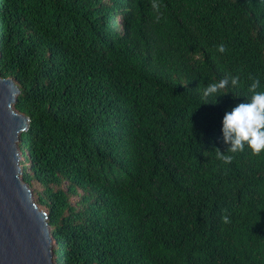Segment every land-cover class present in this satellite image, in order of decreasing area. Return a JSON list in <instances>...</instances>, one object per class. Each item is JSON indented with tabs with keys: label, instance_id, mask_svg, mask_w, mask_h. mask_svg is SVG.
I'll return each instance as SVG.
<instances>
[{
	"label": "trees",
	"instance_id": "1",
	"mask_svg": "<svg viewBox=\"0 0 264 264\" xmlns=\"http://www.w3.org/2000/svg\"><path fill=\"white\" fill-rule=\"evenodd\" d=\"M157 2L0 0L20 177L55 264H264V151L222 136L253 79L264 91V0Z\"/></svg>",
	"mask_w": 264,
	"mask_h": 264
},
{
	"label": "water",
	"instance_id": "2",
	"mask_svg": "<svg viewBox=\"0 0 264 264\" xmlns=\"http://www.w3.org/2000/svg\"><path fill=\"white\" fill-rule=\"evenodd\" d=\"M19 93L11 77L0 76V264H55L46 211L20 177L16 143L29 117L13 107Z\"/></svg>",
	"mask_w": 264,
	"mask_h": 264
},
{
	"label": "clouds",
	"instance_id": "3",
	"mask_svg": "<svg viewBox=\"0 0 264 264\" xmlns=\"http://www.w3.org/2000/svg\"><path fill=\"white\" fill-rule=\"evenodd\" d=\"M151 7L157 12L160 9L157 0H152ZM217 50L224 53L226 46L221 43L217 46ZM250 79L252 78L250 77ZM229 83L232 86H237L239 76L230 77L226 75L219 81L208 84L203 91L204 104L216 103L219 95L227 93L223 90L228 87ZM259 86V79H253L248 88V92L251 94L250 99L239 103L230 112H226L223 117V142L228 145L226 150L230 153L242 152L246 145L251 149L253 155L264 151V91H257ZM208 97H215V99L209 101ZM216 149L217 158L225 164L232 162L234 158L232 155H226L224 151ZM222 222L225 224L230 223L229 217L227 215L222 216Z\"/></svg>",
	"mask_w": 264,
	"mask_h": 264
},
{
	"label": "rangeland",
	"instance_id": "4",
	"mask_svg": "<svg viewBox=\"0 0 264 264\" xmlns=\"http://www.w3.org/2000/svg\"><path fill=\"white\" fill-rule=\"evenodd\" d=\"M23 152V155L26 154V151H22ZM22 155V157H23ZM51 242L53 243V247H54V242L51 240Z\"/></svg>",
	"mask_w": 264,
	"mask_h": 264
}]
</instances>
